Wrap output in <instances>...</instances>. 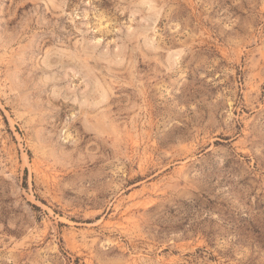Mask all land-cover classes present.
<instances>
[{
    "label": "rangeland",
    "instance_id": "374dc122",
    "mask_svg": "<svg viewBox=\"0 0 264 264\" xmlns=\"http://www.w3.org/2000/svg\"><path fill=\"white\" fill-rule=\"evenodd\" d=\"M0 264H264V0H0Z\"/></svg>",
    "mask_w": 264,
    "mask_h": 264
}]
</instances>
